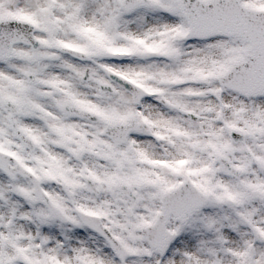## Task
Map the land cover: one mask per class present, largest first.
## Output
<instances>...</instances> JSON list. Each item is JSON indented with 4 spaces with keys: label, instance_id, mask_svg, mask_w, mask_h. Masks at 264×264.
Instances as JSON below:
<instances>
[{
    "label": "snow or ice",
    "instance_id": "6c2138e0",
    "mask_svg": "<svg viewBox=\"0 0 264 264\" xmlns=\"http://www.w3.org/2000/svg\"><path fill=\"white\" fill-rule=\"evenodd\" d=\"M0 264H264V0H0Z\"/></svg>",
    "mask_w": 264,
    "mask_h": 264
}]
</instances>
